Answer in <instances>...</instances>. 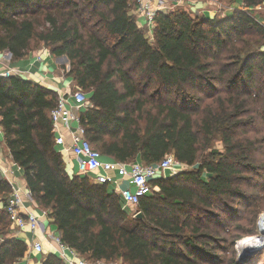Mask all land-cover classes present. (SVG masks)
I'll list each match as a JSON object with an SVG mask.
<instances>
[{"label": "trees", "instance_id": "16d2710c", "mask_svg": "<svg viewBox=\"0 0 264 264\" xmlns=\"http://www.w3.org/2000/svg\"><path fill=\"white\" fill-rule=\"evenodd\" d=\"M236 1L244 9L224 17L157 11L150 40L132 0H0V53L19 61L43 47L67 59L66 76L90 103L79 123L102 160L152 165L171 155L183 166L151 182L135 220L108 186L67 174L50 116L57 93L20 76L0 77V130L10 160L34 205L81 259L240 264L239 238L229 239L226 226L244 209L254 235L264 216V25L255 16L264 0L229 4ZM11 193L0 180V264L28 254L11 229ZM262 258L264 247L243 264ZM39 264L65 263L49 254Z\"/></svg>", "mask_w": 264, "mask_h": 264}, {"label": "built area", "instance_id": "2783aa9c", "mask_svg": "<svg viewBox=\"0 0 264 264\" xmlns=\"http://www.w3.org/2000/svg\"><path fill=\"white\" fill-rule=\"evenodd\" d=\"M182 0H160L162 7L158 11H170L178 5H181ZM191 3L190 1H188ZM138 15H142L146 21V35L148 39L152 40V28L154 16L157 11L152 10L148 3L141 0H136ZM171 4L172 9L167 4ZM255 9L261 11L264 5L258 6ZM13 76H21L15 69H6L2 71L0 77L10 78ZM90 107V103L84 92L79 88L73 91H68L64 96H58L56 107L51 111L52 131L54 134V146L61 154V151L71 153L77 161V173L84 177H88L95 185L109 186L110 190L117 195L122 203V208L127 210L132 216L137 211L139 201L151 193V182L156 178L162 177V172L165 168H180L183 166L179 164L171 155L164 157V159L156 164L143 165L139 162L131 164H121L113 161L102 160L101 156L95 151L90 143L84 137V129L79 123L78 112ZM77 110V113H74ZM62 129L69 135L70 142L66 144ZM60 147L62 150H60ZM127 181V187H119V182ZM12 188V193L9 196L6 210L11 221V229L13 232L22 230L27 227L30 231L40 230L45 233V226L42 224V219H49L46 211H41V214L34 215L27 213L21 216L18 212L22 205L21 191ZM27 201L33 203L28 191H26ZM51 238L56 245L52 254L60 258L65 264H87L85 260L81 259L78 254L64 245L59 236L46 235ZM31 252L39 255L42 254L43 247L41 243L36 242L30 245Z\"/></svg>", "mask_w": 264, "mask_h": 264}, {"label": "crops", "instance_id": "0c3cea01", "mask_svg": "<svg viewBox=\"0 0 264 264\" xmlns=\"http://www.w3.org/2000/svg\"><path fill=\"white\" fill-rule=\"evenodd\" d=\"M136 3V0H132ZM149 4L152 10L158 11L162 7L160 0H141ZM212 0L204 1H190L191 5L188 6V12L194 14H201L208 18H213L217 11L211 9L209 2ZM214 1V0H213ZM224 2L223 0H219ZM228 8H224L219 17L230 15L234 9H244L241 2L236 1L233 4H229ZM138 6L136 7L137 10ZM136 10L133 14L136 16V22L138 27L147 29L145 18L142 15H138ZM255 16L257 20L264 25V9L257 11L255 9ZM69 68L67 60L62 57L55 58L50 55L47 49L41 47L34 53H29L25 58L19 61H11V55L8 52L0 53V74L6 69L17 70L24 80H29L44 86L47 89L55 91L58 96H65L68 91L75 89L74 83L71 78L66 76V71ZM77 113V110H74ZM66 144L70 142L69 135L62 129ZM60 150L62 148L60 147ZM61 156L64 161L65 170L69 176L77 175V161L74 156L69 152L61 151ZM0 180H4L11 185V187L21 191V198L23 200L18 212L21 216L27 213L34 215H40L41 210L38 209L34 203H30L26 198V186L25 181L22 178V172L18 166H16L9 156V151L3 144L2 133L0 130ZM127 181L121 180L119 187H127ZM109 187V186H108ZM42 224L45 226V233L43 234L40 230L30 231L24 228L22 230H16L13 232L14 236L19 240L23 241L28 247V254L18 264H39L41 259L54 252L56 245L52 242L50 236H58L57 230L52 224L50 219H42ZM39 242L43 247L42 254H35L31 252L30 245L32 243Z\"/></svg>", "mask_w": 264, "mask_h": 264}, {"label": "rangeland", "instance_id": "374dc122", "mask_svg": "<svg viewBox=\"0 0 264 264\" xmlns=\"http://www.w3.org/2000/svg\"><path fill=\"white\" fill-rule=\"evenodd\" d=\"M224 2H220L219 0H212V2L211 1H207V2H209L210 3V5H211V9L212 10H214V11H217V14L216 15H218V16H220L221 15V12H222V10L224 9V8H228L229 6V0H223ZM167 5H169V7L172 9L173 7L171 6V4H167ZM189 5H191V3H189V2H183L181 5H178V6H176L175 8H173L172 10H175V9H184V10H186V11H188V6ZM172 10H170V11H172ZM257 10V9H256ZM258 11V10H257ZM163 12H168L167 10H165V11H163ZM191 14H193V15H195V16H201V14H194V13H192V12H190ZM215 15V16H216ZM218 149H221L220 148V146H218ZM0 200H1V198H0ZM262 213H264V212H262ZM261 214V213H260ZM260 214L257 216V219H256V221H255V225H256V228H257V233L256 234H254V235H248L247 234V232L249 231V230H251V228H252V222H251V218H248L246 221H244V218L246 217V211L244 210V209H239L238 210V214H237V217L234 219V220H232L231 222H229L228 224H227V228H228V233H227V237L229 238V239H235L236 237H238L239 239L235 242V244H234V250H235V252H236V258L238 259V255H240V257H244L245 255H246V253L243 251V249L245 250V248H243L242 249V246H241V242L243 241V240H245V239H247V238H256V236H258V231H259V229H258V225H259V221L264 217H259L260 216ZM237 223H241L240 224V226H241V229H237L236 227H235V225L237 224ZM247 252V251H246ZM260 253V250L259 251H257V252H255L252 256H250V257H247L245 260H244V262L243 263H246V262H248V260L251 258V257H253V256H255V255H258ZM238 261V260H237ZM85 262L87 263V264H93V263H91V262H87L86 260H85ZM239 263V262H238ZM242 263V264H243ZM98 264V263H97ZM116 264H120V263H116ZM259 264H264V258H262V260L260 261V263Z\"/></svg>", "mask_w": 264, "mask_h": 264}, {"label": "water", "instance_id": "95a60500", "mask_svg": "<svg viewBox=\"0 0 264 264\" xmlns=\"http://www.w3.org/2000/svg\"><path fill=\"white\" fill-rule=\"evenodd\" d=\"M10 55V54H9ZM62 59L64 60H67L65 57H62ZM183 172V169H180V168H165L162 172V177L164 179H170L174 176H177L179 175L180 173ZM133 219L135 220H141L142 219V214L140 212H137L134 216H133ZM258 236H256V238L259 240V241H264V236L260 233V228H259V225H258ZM264 247V244L262 243V245L258 248V249H255L254 251L248 253L247 255H245L243 258L240 257V255H238V262L240 264H242L244 262V260L247 258V257H250L252 256L255 252L261 250L262 248ZM98 264H104V263H98Z\"/></svg>", "mask_w": 264, "mask_h": 264}, {"label": "bare ground", "instance_id": "6f19581e", "mask_svg": "<svg viewBox=\"0 0 264 264\" xmlns=\"http://www.w3.org/2000/svg\"><path fill=\"white\" fill-rule=\"evenodd\" d=\"M260 233L264 236V217L259 221ZM264 241H259L257 238H247L241 242V246L245 248L248 253L258 249ZM243 258V257H242Z\"/></svg>", "mask_w": 264, "mask_h": 264}]
</instances>
